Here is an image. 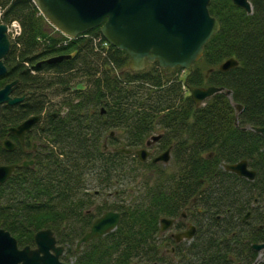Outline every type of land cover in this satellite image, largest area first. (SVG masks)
Wrapping results in <instances>:
<instances>
[{
  "label": "trees",
  "instance_id": "obj_1",
  "mask_svg": "<svg viewBox=\"0 0 264 264\" xmlns=\"http://www.w3.org/2000/svg\"><path fill=\"white\" fill-rule=\"evenodd\" d=\"M250 2L252 12L246 13L231 0L210 1L209 12L220 29L204 45L186 86L215 85L231 90V97L218 92L196 106L183 87L179 67L151 63L130 71L125 51L110 46L104 53L90 36L56 46L62 35L51 33L32 0H1L3 21L17 19L22 33L4 60L7 70L0 87L18 79L14 94L31 92L21 103L0 105V162L19 163L23 154L20 147L11 152L2 147L8 129L41 115L34 131L40 143L34 164L16 169L0 185V227L19 247L33 246L34 234L51 228L66 248V264H152L159 254L154 244L160 218L174 216L194 196L191 210L199 206L201 213L213 216L226 208L239 213L264 205V136L249 128L264 126V0ZM87 33L98 35L99 30ZM69 54L59 63L46 62ZM230 57L238 65L220 71L218 65ZM80 81L87 89L71 92ZM54 85L77 97L63 102L67 111L55 120L43 99ZM90 101L100 108L84 118L81 108ZM232 103L242 105L239 113ZM110 130L123 136L109 137ZM153 133L162 134L156 150L173 148L169 170L111 150L116 143L137 148ZM242 159L256 171L254 180L222 168ZM88 184L98 188L94 191L102 201L93 197ZM109 195L120 201L108 202ZM92 205L95 214L85 212ZM105 210L121 213L118 226L76 252V241ZM216 248L213 241L201 248L195 264H207Z\"/></svg>",
  "mask_w": 264,
  "mask_h": 264
},
{
  "label": "water",
  "instance_id": "obj_2",
  "mask_svg": "<svg viewBox=\"0 0 264 264\" xmlns=\"http://www.w3.org/2000/svg\"><path fill=\"white\" fill-rule=\"evenodd\" d=\"M42 15L60 32L71 37L95 27L101 35L115 48L124 50L129 59L131 70H141L146 63L157 62L160 67L174 68L179 66L191 73L193 63L203 52V46L209 38L219 30V22L208 11L210 0H32ZM236 6L251 12L249 0H231ZM10 48L6 34V25L0 24V76L6 72L4 59ZM70 56H58L47 60L48 63L59 62ZM238 62L228 58L219 65L221 71L235 67ZM18 81L7 83L0 89V105L17 104L25 98L12 96ZM76 89H82L78 84ZM222 87H189L195 104L203 101L214 93L222 91ZM31 91H28L30 93ZM226 95L230 91H225ZM236 109H241L237 104ZM103 111V110H102ZM38 121V116H32L19 125L9 128V133L18 137L22 143L25 133ZM252 130L264 136V127H252ZM112 135V132H110ZM159 136H152L146 142L150 146ZM7 151H12L15 144L9 139L2 141ZM116 151L129 154L132 150L126 148ZM169 151L153 159V162H167ZM140 161H144L149 152L142 148L135 151ZM32 161L19 164L0 165V184L9 179L17 167H25ZM224 168L237 173L249 180L255 176L253 170L247 168L245 160L234 164H225ZM120 213L105 211L91 223L88 231L77 241L78 250L82 243L101 237L112 231L118 225ZM162 230L166 229L162 219ZM189 236V235H186ZM64 247L57 244L53 231L49 228L40 229L34 234V247L26 245L19 247L16 239L9 231L0 228V264H64L60 260Z\"/></svg>",
  "mask_w": 264,
  "mask_h": 264
},
{
  "label": "flooded vegetation",
  "instance_id": "obj_3",
  "mask_svg": "<svg viewBox=\"0 0 264 264\" xmlns=\"http://www.w3.org/2000/svg\"><path fill=\"white\" fill-rule=\"evenodd\" d=\"M55 114H49L51 119L57 118L58 112ZM35 129L36 127H33L28 132L30 134H26L23 143L15 142L12 138L16 144L14 150L20 147L23 151V159H34V155L39 149L40 143L37 138L35 139ZM32 136L34 139L29 142ZM155 144L149 148L151 151L149 159L166 148L155 152L153 150ZM168 147L171 160L173 148L169 145ZM170 166L171 162L167 163L165 168L168 169ZM93 192H91L93 197L98 199L99 194L94 190ZM195 199H197L196 196L192 198L191 203H188L174 216L161 217L167 219L164 222L167 228L161 231L159 225V232L155 236L154 244V248L159 254L152 264H195L199 262L201 248L209 247L212 241L217 248L212 252L214 258L210 256L207 264H264V205L259 203L256 207L239 213H234L230 208H226L224 213L213 216L210 212L201 213L199 206L196 211H192L191 208H195L192 206ZM180 201L182 202L183 198ZM94 208L92 205L85 212L95 214ZM227 225L230 226L229 230L225 229ZM212 226L216 228H212Z\"/></svg>",
  "mask_w": 264,
  "mask_h": 264
},
{
  "label": "rangeland",
  "instance_id": "obj_4",
  "mask_svg": "<svg viewBox=\"0 0 264 264\" xmlns=\"http://www.w3.org/2000/svg\"><path fill=\"white\" fill-rule=\"evenodd\" d=\"M1 1V0H0ZM46 75H48L49 77H52V74L51 73H47L45 72ZM179 77L181 80H183V78L185 77V73L181 70L179 72ZM87 85V84H86ZM76 99L77 97H75V95L73 96L71 93L69 92H62L58 89L57 86H52L48 91L47 93L45 92V94H43V99L46 101V108L48 111L50 112H60L62 110V108L64 107L63 105V102L67 99V101H69L70 99ZM81 99V98H79ZM84 107L81 108L82 112V116L87 117V116H92L93 115H96L100 106H94V102L93 101H90V102H85L83 103ZM97 111V112H96ZM115 136H117L119 139H121V137L123 136V133H116L115 132ZM54 146V144H53ZM114 146H118V143H116ZM113 147V145H109V149H111ZM158 166H161L163 167L162 165H158ZM149 174V172H148ZM139 179V177H136ZM90 184V183H89ZM89 184L87 185L88 187H90L88 190L90 192H93V190H96L98 189L95 185H92V186H89ZM117 188V186H111L110 190H113ZM92 196V195H91ZM98 201H102L103 198L101 197V199H96ZM108 202H113V201H117L119 202L120 201V197L118 196H114V197H109L107 199ZM75 246V244H74Z\"/></svg>",
  "mask_w": 264,
  "mask_h": 264
},
{
  "label": "built area",
  "instance_id": "obj_5",
  "mask_svg": "<svg viewBox=\"0 0 264 264\" xmlns=\"http://www.w3.org/2000/svg\"><path fill=\"white\" fill-rule=\"evenodd\" d=\"M10 30L12 31V33L14 35H18L19 32H20V26H19V24L17 22H15V21L12 22L11 23V29Z\"/></svg>",
  "mask_w": 264,
  "mask_h": 264
},
{
  "label": "bare ground",
  "instance_id": "obj_6",
  "mask_svg": "<svg viewBox=\"0 0 264 264\" xmlns=\"http://www.w3.org/2000/svg\"><path fill=\"white\" fill-rule=\"evenodd\" d=\"M1 19V18H0ZM96 37V35H94ZM12 42H17V39H11ZM152 136H159V137H162V134L161 133H153L151 134Z\"/></svg>",
  "mask_w": 264,
  "mask_h": 264
}]
</instances>
